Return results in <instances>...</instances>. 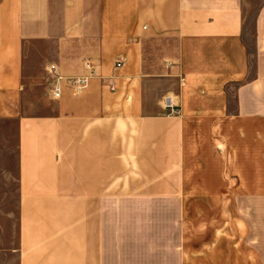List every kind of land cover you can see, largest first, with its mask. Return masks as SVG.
<instances>
[{"label":"crops","instance_id":"1","mask_svg":"<svg viewBox=\"0 0 264 264\" xmlns=\"http://www.w3.org/2000/svg\"><path fill=\"white\" fill-rule=\"evenodd\" d=\"M206 119L246 124L247 191L194 220ZM0 194L17 264H264V0H0Z\"/></svg>","mask_w":264,"mask_h":264},{"label":"rangeland","instance_id":"2","mask_svg":"<svg viewBox=\"0 0 264 264\" xmlns=\"http://www.w3.org/2000/svg\"><path fill=\"white\" fill-rule=\"evenodd\" d=\"M52 90V85L50 86ZM34 97L44 98L37 93ZM49 107V103H31V110L41 112ZM51 107V106H50ZM219 122L218 120H202L200 126L193 128L190 144L185 155V173L188 177L191 197V218L197 219L199 209H206L207 215L213 216L214 195L246 194L247 170L245 136L237 135V130L246 126L244 122ZM222 127L231 134L222 136L226 146H221V136L215 129ZM211 194L207 202L201 197ZM17 194H0V264H17L16 248L18 243Z\"/></svg>","mask_w":264,"mask_h":264},{"label":"built area","instance_id":"3","mask_svg":"<svg viewBox=\"0 0 264 264\" xmlns=\"http://www.w3.org/2000/svg\"><path fill=\"white\" fill-rule=\"evenodd\" d=\"M123 65L122 61H119L116 66L117 68H120ZM87 68L91 71V75L93 74L92 66L89 61L86 62ZM54 67L52 66L50 68V71H54ZM62 78L61 77H55L54 78V83L52 85V94L55 98H59L62 94V87L60 85ZM90 80V75L89 76H81V77H75V78H69L68 82L69 84L76 90V91H82L85 90L88 87ZM167 109L171 114H179L180 110L176 109L172 104L167 105Z\"/></svg>","mask_w":264,"mask_h":264}]
</instances>
